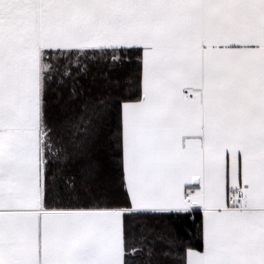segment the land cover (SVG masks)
Here are the masks:
<instances>
[{"label":"snow or ice","instance_id":"snow-or-ice-1","mask_svg":"<svg viewBox=\"0 0 264 264\" xmlns=\"http://www.w3.org/2000/svg\"><path fill=\"white\" fill-rule=\"evenodd\" d=\"M141 255L264 264V0H0V264Z\"/></svg>","mask_w":264,"mask_h":264},{"label":"trees","instance_id":"trees-1","mask_svg":"<svg viewBox=\"0 0 264 264\" xmlns=\"http://www.w3.org/2000/svg\"><path fill=\"white\" fill-rule=\"evenodd\" d=\"M133 70H134V66ZM67 90H65L66 92ZM53 102L50 107V116L55 121L62 118L61 106L55 103V98H52ZM116 157H111L113 163L111 164L110 170L114 173L115 177L118 179L119 170L115 163ZM71 167V166H69ZM161 225L162 230L170 231L175 239L171 241L172 247L176 250L177 255H179L180 249L187 246H196L199 241L200 236V216L198 214H191L186 217H163L157 218ZM168 241L156 239L154 245L157 251L164 248ZM138 264H147V260L143 255L137 257ZM153 264H165L163 258L159 256H154L152 258Z\"/></svg>","mask_w":264,"mask_h":264}]
</instances>
